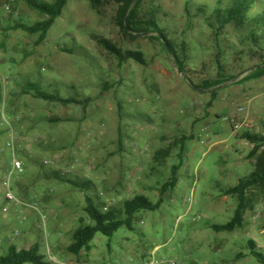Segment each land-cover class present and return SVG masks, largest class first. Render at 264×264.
<instances>
[{
	"label": "rangeland",
	"instance_id": "1",
	"mask_svg": "<svg viewBox=\"0 0 264 264\" xmlns=\"http://www.w3.org/2000/svg\"><path fill=\"white\" fill-rule=\"evenodd\" d=\"M229 2L141 4L140 18L154 19L163 30L184 64L183 77L161 39H151L158 34L141 35L134 43L123 36L117 0L103 2L99 12L90 0H71L40 45L38 35L11 27H32L43 17L21 1L6 0L8 12L0 10V16L8 13L7 28L0 31V121L6 101V116L20 122L28 140L20 151L27 172L16 188L25 196L36 193L41 208L52 212L49 244L62 264H146L142 260L156 247H161L156 257L165 264H259L248 244L253 241L264 253V190L248 193L251 203L242 229H212L228 224L237 208L238 200L224 192L254 171L244 157L252 144L243 135L264 134V114L254 108L264 102V77L240 84L253 68L264 65V48L239 44L244 27L235 31L229 26L220 36L210 27L217 26L213 13L225 11ZM256 13H264V0H256L250 16ZM95 37L141 52L147 65L120 66L98 48ZM30 82L43 92L90 103L63 107L37 100L22 92ZM214 82L223 84L211 88ZM244 119L253 130L233 135V125ZM7 139L0 126V152ZM163 149L170 154L158 164L154 158ZM42 159L54 160L56 166L45 169ZM9 166L8 157L0 155V259L12 247L16 228L22 231L16 249L38 245L44 254L38 217L29 213L32 220L17 219L4 198L2 181ZM176 166L178 184L161 197ZM77 179L93 188L83 193L68 185ZM137 195L152 203L163 199V204L158 211L139 213L133 230L123 227L111 238L96 235L79 259L69 253L73 232L92 224L86 196L97 206L112 201L120 209L128 196ZM258 207L263 210L253 223L249 215Z\"/></svg>",
	"mask_w": 264,
	"mask_h": 264
},
{
	"label": "trees",
	"instance_id": "2",
	"mask_svg": "<svg viewBox=\"0 0 264 264\" xmlns=\"http://www.w3.org/2000/svg\"><path fill=\"white\" fill-rule=\"evenodd\" d=\"M21 1L29 9L38 13L43 17V20L35 26H27L22 23H16L11 30L22 31L29 35H38L37 45L42 44L49 34L56 21L62 16L67 4L71 0H54L51 4L42 3L38 0H15ZM92 8L99 12L102 3L109 0H90ZM113 1V0H112ZM144 0H117L119 4L117 25L121 28L123 36L132 43L136 42L141 35L158 34L157 37L151 39L159 41L163 39L171 52V57L174 60L175 66L182 73H186L184 64L176 54V51L164 34L163 30L159 28L154 19H142L139 16L138 10ZM229 2V0H227ZM232 1V3H231ZM231 3V4H230ZM256 0H230L225 11H217L213 13V18L217 26L210 24L211 29H214L215 36L220 34L229 26H233L235 31L244 27V30L238 35V42L242 47H255L263 50L264 48V13H256L250 16V12L255 5ZM95 42L102 51L106 52L111 57L115 58L120 66L128 62H134L141 66H146L147 61L144 55L139 51L123 50L112 41L95 37ZM166 51V49H165ZM253 73L245 77L241 83L257 80L264 77V65L257 66ZM252 70V69H250ZM249 70V71H250ZM228 82V81H227ZM223 84L222 82H214L210 85L211 88ZM23 94L32 95L37 100H42L48 103L60 104L63 107L69 106H83L87 107L90 99L78 100L76 98H64L58 93L43 92L35 83H28L22 89ZM107 90V88H105ZM2 102V94L0 93V104ZM6 104V101L3 104ZM249 143L254 144V149L251 151L250 158H256L254 172L244 179H241L233 188H229L224 192L226 197H235L238 200L237 208L232 220L222 226H213L212 229L217 233L227 232L232 233L238 229H242L245 223V215L249 210L250 199L248 193L250 191L264 190V150L259 152L263 147L264 139L254 137L249 134H244L242 137ZM185 139H183L184 141ZM181 141V142H183ZM170 154L169 149L159 150L154 160L159 162L167 158ZM180 166H176L172 170V176L160 189V195L163 197L168 191L174 189L178 184L177 174ZM68 185L83 193H88L93 188V183L82 182L77 180L67 181ZM163 204V199L157 203H152L146 196L137 195L130 200H125L122 208H111L107 213L103 211L104 204L97 206L90 196H86L85 212L91 220V225H81L75 230L71 237V245L68 248L76 259H79L81 253L86 250L89 252L90 244L100 234L104 237L111 238L121 228L126 227L133 230L136 219L139 213L144 211L155 212L158 211ZM250 255L255 258L259 264H264V253L258 250L256 243L249 242ZM0 264H49L43 254L40 253L38 245H34L28 250H18L12 246L8 250V254L0 259Z\"/></svg>",
	"mask_w": 264,
	"mask_h": 264
},
{
	"label": "built area",
	"instance_id": "3",
	"mask_svg": "<svg viewBox=\"0 0 264 264\" xmlns=\"http://www.w3.org/2000/svg\"><path fill=\"white\" fill-rule=\"evenodd\" d=\"M250 105L243 107L241 112H246ZM6 104H3V110L1 113L0 126L7 132L8 139L5 143V147L0 152L2 157H8L10 166L7 174L2 181L3 195L10 206L14 210V215L19 220H32V216L29 214H34L38 217L40 223V229L43 231L42 245L45 248V253L43 254L46 262L49 264H62L60 258L57 255L56 250H53L49 244L48 236V224L52 219L51 211L41 208L39 203V196L36 193L30 194L28 196L23 195L16 188V184L25 176L27 172L26 165L20 158V151L24 149L27 145V137L21 130L20 122L16 119H10L5 114ZM253 126L249 123L247 119L239 121L233 125V135H237L243 131H252ZM39 164L45 168L50 169L56 166L54 160L42 159ZM103 195V194H102ZM132 199L130 196L126 200ZM115 206L112 201H107L103 207V211L107 213L111 208ZM193 207V202L190 201V210ZM263 207H258L249 215V220L253 223L257 222L262 213ZM190 212V211H189ZM181 220V219H180ZM22 234L20 228H16L13 232V238L10 240V244L13 246L16 244L17 238ZM158 250H155L147 264H165L162 259L156 257ZM170 264H177L176 262H171Z\"/></svg>",
	"mask_w": 264,
	"mask_h": 264
},
{
	"label": "crops",
	"instance_id": "4",
	"mask_svg": "<svg viewBox=\"0 0 264 264\" xmlns=\"http://www.w3.org/2000/svg\"><path fill=\"white\" fill-rule=\"evenodd\" d=\"M7 4H6V0H0V10H3V8L6 10V12H8V6H6ZM1 12V11H0ZM8 14V13H7ZM7 14H5V16H0V31H2V30H4L5 28H7V24H8V20H7ZM7 16V17H6ZM12 19H16V17H12ZM0 34H1V32H0ZM261 91V90H260ZM259 91V92H260ZM254 108L257 110V114H264V102H258L255 106H254ZM262 120V119H261ZM264 120V119H263ZM257 124H259V122H257ZM263 125H264V123H263ZM249 132V131H248ZM254 132V131H253ZM258 132V131H257ZM258 133H261L262 135H264L262 132H261V130L258 132ZM262 135H261V137H262ZM260 137V138H261ZM247 146H248V144H247ZM252 147L251 148H249L248 149V153L247 154H245L244 155V157H245V159L247 160V162H249L250 164H252L253 166H254V169H255V165H256V158H251V160H250V154H251V151L254 149V144H252L251 145ZM263 149H264V147H262L261 148V150L259 151V152H261V151H263ZM254 172V171H253ZM189 241H193V239L191 238V239H189ZM161 247H156L155 248V250H159ZM154 250V251H155ZM153 251V252H154ZM152 252V253H153ZM185 253H187V255L189 256V254H190V250L188 249V250H186L185 251ZM150 256H151V254H149V256L148 257H145L143 260H142V263H146V262H148L149 261V259H150ZM147 264V263H146ZM193 264V263H192ZM219 264H232V263H228V261H222V262H220Z\"/></svg>",
	"mask_w": 264,
	"mask_h": 264
},
{
	"label": "water",
	"instance_id": "5",
	"mask_svg": "<svg viewBox=\"0 0 264 264\" xmlns=\"http://www.w3.org/2000/svg\"><path fill=\"white\" fill-rule=\"evenodd\" d=\"M161 41H162V43H163V46H164V48L166 49V51H167V53L169 54V55H171V52H170V50H169V48L167 47V45L165 44V42H164V40L161 38ZM179 71V73L183 76V74H182V72L180 71V70H178ZM252 71H254V70H252ZM251 72V71H250ZM184 77V76H183Z\"/></svg>",
	"mask_w": 264,
	"mask_h": 264
}]
</instances>
